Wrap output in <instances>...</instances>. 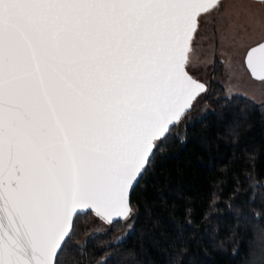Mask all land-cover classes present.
<instances>
[{"label": "snow or ice", "instance_id": "1", "mask_svg": "<svg viewBox=\"0 0 264 264\" xmlns=\"http://www.w3.org/2000/svg\"><path fill=\"white\" fill-rule=\"evenodd\" d=\"M213 7L224 0H0V264H60L89 210L131 219L158 142L206 92L186 66ZM253 29L264 0H240L225 39ZM245 65L264 83V42Z\"/></svg>", "mask_w": 264, "mask_h": 264}, {"label": "trees", "instance_id": "2", "mask_svg": "<svg viewBox=\"0 0 264 264\" xmlns=\"http://www.w3.org/2000/svg\"><path fill=\"white\" fill-rule=\"evenodd\" d=\"M223 74L217 59L199 103L158 142L131 219L87 234L101 219L81 215L60 264H264V101L228 93Z\"/></svg>", "mask_w": 264, "mask_h": 264}, {"label": "rangeland", "instance_id": "3", "mask_svg": "<svg viewBox=\"0 0 264 264\" xmlns=\"http://www.w3.org/2000/svg\"><path fill=\"white\" fill-rule=\"evenodd\" d=\"M239 6L240 0H224V7L219 12L213 7L203 14L201 27L193 36L187 69L194 77L207 83L212 79L211 72L217 59H220L224 65L222 81L228 93H241L257 101H264V83L252 77L245 65L247 45L264 40V32L253 29L242 39H225L227 24L235 16ZM256 8L258 10L259 5ZM107 225L101 220H96L87 234L105 229ZM125 233L126 231L117 235L116 240L125 236ZM258 261L256 254L252 264H258Z\"/></svg>", "mask_w": 264, "mask_h": 264}, {"label": "water", "instance_id": "4", "mask_svg": "<svg viewBox=\"0 0 264 264\" xmlns=\"http://www.w3.org/2000/svg\"><path fill=\"white\" fill-rule=\"evenodd\" d=\"M262 42H264V40H262V41H260L259 43H262ZM257 44V43H256ZM256 44H254V45H252V46H255ZM189 55V54H188ZM186 70L187 71H189L188 69H187V66H186ZM250 71V70H249ZM189 74L190 75H192L191 73H190V71H189ZM193 76V75H192ZM194 77V76H193ZM253 77V76H252ZM195 79H197L196 77H194ZM199 82H201V83H203L206 87H207V84L206 83H204V82H202L201 80H199V79H197ZM172 128V127H171ZM132 194V193H131ZM90 211V210H89ZM121 220H123V219H121Z\"/></svg>", "mask_w": 264, "mask_h": 264}]
</instances>
